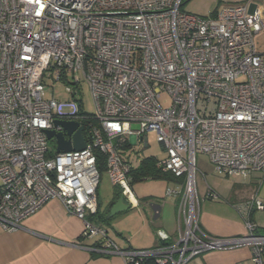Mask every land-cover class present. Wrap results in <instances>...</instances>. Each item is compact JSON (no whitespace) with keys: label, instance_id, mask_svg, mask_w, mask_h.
<instances>
[{"label":"built area","instance_id":"obj_1","mask_svg":"<svg viewBox=\"0 0 264 264\" xmlns=\"http://www.w3.org/2000/svg\"><path fill=\"white\" fill-rule=\"evenodd\" d=\"M184 1L0 0L1 228H22L56 199L90 240L74 246L126 264H187L242 246L251 247V264H264V234L251 215L264 203L254 195L238 205L245 234L212 236L200 226L195 181L199 153L223 176L264 175V52L255 43L264 7L249 0L197 15ZM48 78L65 83L67 99L48 94ZM164 93L170 106L160 102ZM57 122L78 123L85 148L59 152L48 131L73 135ZM149 133L166 152L158 166L182 179L167 190L179 199V234L168 242L159 233L149 249L123 248L90 219L102 179L97 152L129 202L137 149L149 145Z\"/></svg>","mask_w":264,"mask_h":264},{"label":"crops","instance_id":"obj_2","mask_svg":"<svg viewBox=\"0 0 264 264\" xmlns=\"http://www.w3.org/2000/svg\"><path fill=\"white\" fill-rule=\"evenodd\" d=\"M243 182L237 181L234 187L239 188L248 184ZM233 197L234 201H231L228 206L214 205L203 209L200 203V226L207 234L217 237H235L246 233L245 217L238 210V205L240 206L247 199H238L236 195ZM132 201H134L132 207L140 206V200L135 192L134 198L128 203ZM174 202L172 214L170 211L167 217L163 215L162 203L158 202L162 206L160 216L157 218L160 219L161 226L155 229L157 240L153 247L160 243L159 233L167 234L171 241L178 237L179 199L175 198ZM256 211H253L252 219L258 225V232H260L264 230V227L255 220ZM22 226L16 231H6L0 227V264H126L119 256H103L74 246L73 243L76 241L89 243L90 240L82 236L83 222L69 215L59 200L54 199L46 203L36 213L26 218ZM107 229L109 235L123 248L143 249L141 247L146 246L140 243L135 244L131 236L123 234L121 235L128 243L124 241L120 243L113 237L110 229ZM251 253L249 246L227 250L216 249L196 256L187 264H251Z\"/></svg>","mask_w":264,"mask_h":264},{"label":"rangeland","instance_id":"obj_3","mask_svg":"<svg viewBox=\"0 0 264 264\" xmlns=\"http://www.w3.org/2000/svg\"><path fill=\"white\" fill-rule=\"evenodd\" d=\"M249 0H185L182 6L184 11L197 15H207L209 12L215 9H221L227 5L245 4ZM257 5L264 7V0H257ZM255 43L259 52H264V21L263 29L255 36ZM48 94L54 92L55 96L59 99H67L68 95L65 91V83H54L50 78L47 79ZM85 108L87 111H93V102L91 93L87 86H85L84 96ZM160 102L163 106L171 105V97L164 93L160 98ZM149 145L138 146L137 156L134 160L135 166H138L140 160L147 156H154L158 160L166 157V152L156 141L153 133L148 134ZM53 144V143H51ZM197 174H196V188L197 199L203 205V209L212 207L214 205L228 206L231 201H234L233 195H236L238 199H249L255 195L256 200L264 203V175L260 172H256L252 175H246L240 177H227L217 173L214 166L211 164L207 156L199 153L197 156ZM255 176H259L256 178ZM247 178V179H245ZM242 179V180H241ZM237 181H244L247 185L241 187H234ZM1 182V180H0ZM243 182V183H244ZM257 184H253L256 183ZM174 185L168 184L165 180L161 179H146L135 183L133 189L137 198L141 201V205L137 208L131 207L126 212L119 213L114 216L111 226H107L110 229L111 234L117 241L121 243L125 240L123 235L131 236L135 244L146 245L141 247L143 249H149L154 246L157 240L156 227L161 226L160 219L153 218V210L151 208L152 202H160L163 206V215L169 216V212L174 209L175 198L167 194L168 187ZM118 189L110 180V177L106 172L102 173V179L99 189L100 208L102 212H106L109 203L114 196V191ZM214 192V197H207L208 191ZM258 190V191H257ZM257 191V192H256ZM235 193V194H234ZM255 220L264 227V209H259L255 212ZM123 234V235H121ZM137 249V248H136Z\"/></svg>","mask_w":264,"mask_h":264},{"label":"trees","instance_id":"obj_4","mask_svg":"<svg viewBox=\"0 0 264 264\" xmlns=\"http://www.w3.org/2000/svg\"><path fill=\"white\" fill-rule=\"evenodd\" d=\"M97 157H98L99 170L102 175V173L106 172V157L101 152H97ZM158 161L159 160L155 158L154 156H147V157L142 158L140 160L139 165L131 171V174L133 177L132 187H134L135 183L146 180V179H161V180H165L168 184L172 182L174 183V182L182 181V179H178L177 177H175L174 174L163 171V169L158 166L157 164ZM121 195L122 193L119 190V188L114 191V196L112 197V200L109 203L108 209L105 213L101 211V208H100L101 205H100V200H99L98 211L96 214L91 215L90 219L93 222L98 223L100 225L111 226V222L114 217H109L110 208L116 202V200L119 199ZM98 197H99V190H98ZM247 200H245V202ZM140 205H141V201H140ZM254 210L251 211V215ZM105 228H107V226ZM260 232L264 234V230H261ZM168 242H171V240ZM165 243L166 242H164V244ZM146 264H156V263L154 260L150 259L146 262Z\"/></svg>","mask_w":264,"mask_h":264},{"label":"water","instance_id":"obj_5","mask_svg":"<svg viewBox=\"0 0 264 264\" xmlns=\"http://www.w3.org/2000/svg\"><path fill=\"white\" fill-rule=\"evenodd\" d=\"M62 124L69 135H73V141L67 140L63 132L56 133L55 131H48V137L57 138V146L59 152H69L72 150L80 151L83 150L86 146L83 129L79 127V124L76 122H57ZM76 131V132H75ZM151 208L154 212V219H157L160 216L162 206L158 202H152ZM132 207L131 203H128L125 196L122 194L118 200L111 206L109 217H114L115 215L126 212Z\"/></svg>","mask_w":264,"mask_h":264}]
</instances>
